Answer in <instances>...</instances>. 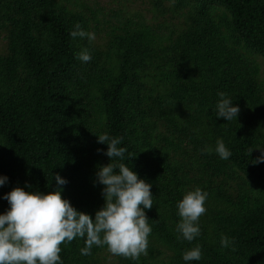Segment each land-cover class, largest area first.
Masks as SVG:
<instances>
[{"label": "trees", "instance_id": "trees-1", "mask_svg": "<svg viewBox=\"0 0 264 264\" xmlns=\"http://www.w3.org/2000/svg\"><path fill=\"white\" fill-rule=\"evenodd\" d=\"M77 23L95 39L71 37ZM218 91L236 119L215 116ZM104 132L151 184L147 254L80 255L75 237L60 244L63 264H264V161L251 162L264 146V0H0V212L12 187L48 192L59 173L61 195L94 216ZM195 187L208 196L189 242L176 203ZM196 245L201 259L183 261Z\"/></svg>", "mask_w": 264, "mask_h": 264}, {"label": "clouds", "instance_id": "clouds-1", "mask_svg": "<svg viewBox=\"0 0 264 264\" xmlns=\"http://www.w3.org/2000/svg\"><path fill=\"white\" fill-rule=\"evenodd\" d=\"M71 37L95 39V34L86 31L79 23L70 31ZM75 58L82 63L91 60L87 48L75 53ZM220 97L213 109L216 117L225 121L237 118L239 106L232 103V98L225 92L218 91ZM97 143L106 144V149L97 148L109 157V162L100 165L95 172V181L103 187L101 194L104 203L94 212V216L78 210L68 198L61 195L66 178L59 173L54 175L57 187L48 192L26 191L25 188L14 186L3 194L8 207L0 212V264H63L59 253L60 244L68 243L75 237L84 238V246L79 249L80 255H88L93 245H106L110 253L130 257L136 260L140 255L147 254L148 235L151 226L145 209L151 208V184L121 162L126 148L120 145V139L110 136L107 132L97 135ZM259 154L251 159L252 163L264 161V146ZM202 151H211L203 149ZM215 153L220 159H228L231 151L221 139L215 142ZM252 148L249 149V153ZM248 153V154H249ZM6 174H0V185L7 182ZM207 191L200 187L188 190L176 203V231L189 242L200 235L199 217L205 213ZM221 248L231 247L232 239L221 234ZM185 262L201 259L199 245L182 252Z\"/></svg>", "mask_w": 264, "mask_h": 264}]
</instances>
